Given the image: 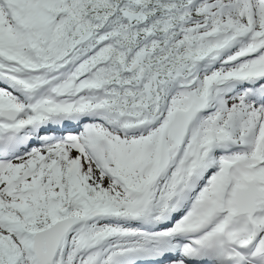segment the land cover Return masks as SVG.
<instances>
[{
	"label": "snow or ice",
	"instance_id": "6c2138e0",
	"mask_svg": "<svg viewBox=\"0 0 264 264\" xmlns=\"http://www.w3.org/2000/svg\"><path fill=\"white\" fill-rule=\"evenodd\" d=\"M0 264H264V0H0Z\"/></svg>",
	"mask_w": 264,
	"mask_h": 264
}]
</instances>
